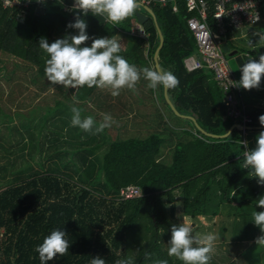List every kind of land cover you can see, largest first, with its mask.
Masks as SVG:
<instances>
[{
  "label": "trees",
  "instance_id": "obj_1",
  "mask_svg": "<svg viewBox=\"0 0 264 264\" xmlns=\"http://www.w3.org/2000/svg\"><path fill=\"white\" fill-rule=\"evenodd\" d=\"M19 1L27 4L9 6L0 0V76L8 77L2 64V54H7L27 63L30 80L42 83L49 57L40 48L39 40L44 37L51 43L66 36L67 25L76 18L68 10L73 0ZM174 2L176 11L172 8ZM141 5L136 11L147 15L142 23L137 21L135 12L115 24L105 16L89 12L82 17L87 23L88 35L124 38L125 44L121 45L119 54L138 69L152 68L156 67L154 52L160 42L157 22L163 34V44L158 51L159 66L171 71L179 80L176 88L167 89L173 104L180 114L194 116L207 132L226 133L233 121L224 117L223 91L217 85L213 71L206 67L188 71L184 66V57L197 51L193 34L186 24L191 13L187 11L185 1L167 0L162 4L154 0L148 6L155 19L145 5ZM207 21L213 30H217L212 14L208 15ZM138 26L142 34L138 33ZM236 30L226 25L222 40ZM76 33L74 29L72 35ZM90 44L91 39L84 46ZM39 76L43 78L39 79ZM158 88L164 110L156 112L161 113L159 119L164 135L167 138L175 136V142L169 160L156 167L152 166L154 159L145 162L141 153H157V132H151L144 139H113L105 129L94 134V129L85 132L71 126L69 115L73 106L65 100L74 96L92 98L95 86L62 90L63 98L56 100L55 107L47 109L52 120H45L48 131L44 133L41 124L37 126L38 130L31 125L34 116L30 109L21 115L24 126L19 128L22 131L17 125L12 126V114L19 115L20 112L11 111L0 97V127L6 132L15 129L16 134L28 138V144L34 143L30 148H35L33 150L38 153L37 158L32 153L28 155L37 167L24 159L23 163L27 165L19 167L15 176L0 175V228L5 236L0 239V264H41L36 246L54 229L67 232L70 248L66 255H57L47 264H90L92 256H96L95 251L101 248L100 253L107 252L109 245L113 248L125 245L127 249L136 245L138 251L131 257L133 264H154L158 259L167 260L168 264H183L175 256H169L168 249H162L159 243L160 230L171 235V218L175 216L176 205L180 206L181 216L211 218L219 214L221 205L226 203L230 205L231 213L244 218V224L248 223L250 227L247 221L252 220V212L264 211L257 205L258 199L264 196V185L257 183V177L250 176V168H244L241 141L246 139L249 149L251 145L246 134L250 133L252 140L254 133L258 135L264 130L258 120L264 109L246 107L252 117L248 128H233L230 136L214 137L202 133L191 118L175 114L165 99L164 87ZM239 95L242 97L241 90ZM75 107L83 113L82 106ZM87 114L90 113L87 111ZM155 117L153 123H158ZM165 139L159 141L162 143ZM3 144V149L8 150L9 146L5 148ZM105 144L107 148L100 151ZM6 169L7 164L3 166V170ZM14 180L18 181L13 183ZM127 184L138 185L141 194L119 199L120 186ZM106 201L114 209L117 225L114 231L109 228L102 232L99 226L103 225L102 209L106 208ZM255 227L250 245L255 242L262 252L254 255L258 261L259 255L264 258V242L257 241L262 230L256 224ZM222 230L226 228L222 227ZM222 230L219 233L223 239L216 246L218 249L211 253L209 264H238L236 260L246 258L247 252L245 255L243 246L240 251L236 250L233 258H228L229 262L224 260L230 242ZM124 251L122 259L129 257ZM114 257L115 252L106 254L105 261L113 262Z\"/></svg>",
  "mask_w": 264,
  "mask_h": 264
},
{
  "label": "clouds",
  "instance_id": "obj_2",
  "mask_svg": "<svg viewBox=\"0 0 264 264\" xmlns=\"http://www.w3.org/2000/svg\"><path fill=\"white\" fill-rule=\"evenodd\" d=\"M19 3V0H17ZM141 0H73L69 11L74 12L75 20L67 27L77 30L75 35H66L49 43L46 38L41 37L39 46L48 54L45 67V77L51 84H59L65 89H74L87 86L110 89L112 96H118L120 90L128 88L135 90L137 83L143 78L147 80L148 87L156 89L163 86L167 89L176 88L179 84L178 78L162 67H144L138 69L130 64L121 52L120 42L111 37H90L86 31L87 23L82 18L91 12L95 16H105L111 22L119 23L141 7ZM256 19H259L257 16ZM91 39L90 46H84ZM241 78L234 84L245 90L259 88L261 78L264 76V54L259 59H246L240 67ZM76 101V97H73ZM71 126L79 127L85 132L94 134L103 132L105 128L114 123L111 115L102 113V121L97 123L93 116L81 117V110L73 106L71 108ZM260 125L264 126V114L258 117ZM230 136V133H227ZM244 145V168L251 169V175L257 177V183L264 185V130L256 137V145L248 149L247 142ZM236 195L235 191L232 196ZM257 205L264 208V196L258 199ZM252 221L264 232V211H253ZM171 238L168 241V255L175 256L183 264H209L213 252L216 235L208 234L197 237L193 234V228L186 223L171 225ZM67 232L62 229H54L44 237L43 242L36 246L41 264H47L54 260L57 255L64 256L70 248L66 239ZM257 241H264V235ZM90 264H106L99 256H92ZM115 264H133V258L118 259ZM154 264H168L167 260L158 259Z\"/></svg>",
  "mask_w": 264,
  "mask_h": 264
},
{
  "label": "rangeland",
  "instance_id": "obj_3",
  "mask_svg": "<svg viewBox=\"0 0 264 264\" xmlns=\"http://www.w3.org/2000/svg\"><path fill=\"white\" fill-rule=\"evenodd\" d=\"M20 2V1H19ZM19 4V3H16ZM260 24V25H259ZM259 26L256 25L255 31H251V29L246 28V29H241L237 31H233L229 37H225V42H227L232 48H241L242 52L245 53V50H253V53L255 54L256 59H259L260 54H264V24L262 22H259ZM133 29H135V26H133ZM70 30V29H69ZM132 30V29H131ZM257 30V31H256ZM133 31V30H132ZM67 35H69V31H65ZM138 33L142 34L141 27L138 26ZM262 35V36H261ZM235 36V37H234ZM237 36V37H236ZM239 36H241L239 38ZM234 37V38H233ZM263 37V38H261ZM120 44L124 45L125 42L118 40ZM227 59H228V64L230 68L232 69L236 79L240 80L241 78V72L240 68L238 66V63L235 59L234 56H228L226 53ZM2 64L5 66V72L7 73L8 77H2L0 76V97H2L5 100L6 107L11 109L13 112H20V114L25 115L27 113V110L29 107H32L33 103L40 102L42 103V107L47 105V104H52L53 103V98L57 96H61L62 89L59 90L56 88L57 86L50 88H46L44 90L40 89L38 87L39 85L37 84V81H32L30 80V74L29 72L30 69L26 66L27 63L22 61L20 58L7 55V54H2ZM43 77L39 76V79ZM44 82H39L40 84L45 83L47 78H43ZM141 80V79H140ZM140 82V81H139ZM138 82V83H139ZM264 81L261 82L260 87H264L262 85ZM140 84V83H139ZM44 85V84H43ZM241 90V95L242 98L244 99L246 105L248 104V108L252 109V101L251 99V94H253L250 90H245L242 86L240 87ZM258 90L257 88H254L255 94L257 93L261 94L260 92L256 91ZM100 91V98H97V102H92V105L87 106V109L92 111L94 113V119L97 121V123L102 121V113H106L111 115V117L114 120V123H112L111 127L106 128V133L110 136V138H115L121 137V138H127V137H138V138H144L150 131L151 129L157 130L158 125L157 123H153L151 121V124L148 125L144 123L142 120L146 117L149 116V105H143L138 106V105H133L130 102H132L130 97H126V90L123 89L121 90L120 94L118 96H112L111 95V90L110 89H101L99 88ZM39 92L40 97H39ZM59 92V93H58ZM105 92V93H104ZM164 92V91H163ZM43 93V94H42ZM138 93L141 96L147 95L146 88L144 90H139ZM112 96V97H111ZM152 96L154 97V94L152 93ZM112 99H109V98ZM138 96L136 97V99ZM264 99V97H263ZM155 102L153 104H157V106L154 109H160L162 107V104L159 103L156 99H154ZM4 102V101H3ZM65 102H68V100H65ZM4 103V105H5ZM151 103V102H150ZM152 107V106H151ZM160 111V110H159ZM155 112L152 111V114L150 116H154ZM156 117L158 118L156 121L158 122L159 117H161V113L158 114L156 112ZM14 119L12 120V126L17 125L19 128L22 127L21 121L20 120V115L14 113L12 114ZM155 121V120H154ZM159 125L162 127L163 124L162 122ZM154 124V126H152ZM157 125V126H156ZM20 129V128H19ZM23 129V127H22ZM20 131H22L20 129ZM161 132L165 133V130H161ZM255 136L251 140L250 133L246 134V138L248 139L251 148L249 146V149H252L256 145V138L257 134L254 133ZM28 138L26 137H21L20 134H16V130L13 129L12 131L6 132L5 128L2 127L0 128V175L1 173L5 176L6 178H11L12 176H15L16 171L18 170L19 167L21 166H26L27 163H23L24 159L28 160V163H32L33 166H36V162L34 159H31L28 157L30 153H32L35 158H37V152L36 150H33L35 148H30L31 144H34L32 141L28 144ZM168 140L165 142L166 144L164 145H169L170 149H167L168 147L166 146L162 150V154H156V153H141V158L146 162L153 156L155 157H160L158 160L163 163V161L166 159V161L169 160L170 153L172 151V146L173 142H175L173 139L174 138H167ZM3 141H6L3 144ZM6 148L8 147V150H4L2 145ZM24 146V147H22ZM22 147V148H21ZM107 148V145H103L100 151H104ZM31 149V150H30ZM30 150V151H29ZM168 154L167 158L165 155ZM11 158V159H10ZM9 161V162H8ZM7 164V169L6 171L3 170V166ZM153 167L157 166V163H153ZM1 180V179H0ZM14 180L13 183H15ZM1 189V188H0ZM120 199V198H119ZM106 208L102 209V214L103 216V222L101 226H99V230H102L104 232L105 230L109 228H113V231L116 228L117 221L114 213V209L108 205V201L105 202ZM230 207V205H229ZM107 212V215L105 214ZM198 222L196 224H192L195 221L193 220L192 217H184L181 216V211H180V206L176 205V210H175V216L171 218V221L173 224H179V223H186L191 225L193 230H196L197 225L200 224V227L202 226L201 229H198L195 231V234L197 237H203L208 234L216 235L218 238L216 241H214L213 245V252L216 251L218 248L219 243L222 241L221 232L222 227H225L226 230H222L223 235L227 236L228 242V248L224 252V260H229L233 258L234 255H236V250H241L244 246L245 250V257H239L236 262L238 264H264V258L262 257L263 255H259V260L256 261L254 258V255L259 254L260 249L258 246H255V242L250 245V240L253 238L256 227L255 223L252 220H248L250 226L247 224H244L245 219L242 217H237V218H231L228 215H217L211 219H209L212 224L211 226L208 227V219H205L202 221V219L198 218ZM247 226V227H246ZM4 230L0 228V239L5 238L3 236ZM264 235V232H260V237ZM171 235L166 234L162 230H160V245L162 249H168L169 244L168 241L170 240ZM243 243H245L243 245ZM246 244H249L246 246ZM109 250L104 253L101 252V248L97 249L95 251V255L101 256L105 260L106 254L113 253L115 252V260L113 262H106V264H115V261L118 259H122L123 257V251L127 252L129 254V257L135 256L136 252L138 251V247L136 245L129 247L128 249L126 248L125 245H121L119 248H113L111 245H109ZM262 253V252H260ZM230 258V259H228ZM253 261H251V260ZM258 262V263H257Z\"/></svg>",
  "mask_w": 264,
  "mask_h": 264
},
{
  "label": "built area",
  "instance_id": "obj_4",
  "mask_svg": "<svg viewBox=\"0 0 264 264\" xmlns=\"http://www.w3.org/2000/svg\"><path fill=\"white\" fill-rule=\"evenodd\" d=\"M154 0H141V4L148 6ZM165 4L167 0H158ZM174 1V0H173ZM187 11L191 14L186 18V24L192 32L197 51L184 57V66L188 71L206 67L213 71L217 85L223 91V105L225 116L235 124L248 125L252 117L246 110L245 103L240 94V87L232 69L228 64L222 44L221 36L226 25L239 29L245 25H252L264 19V0H184ZM4 5H13L17 0H3ZM26 5L27 2H19ZM17 4V5H19ZM149 7V6H148ZM173 10H177L174 2ZM209 14L215 19L217 30H213L207 17ZM259 19H256V17ZM141 194L136 184L120 186L118 198L129 199Z\"/></svg>",
  "mask_w": 264,
  "mask_h": 264
},
{
  "label": "crops",
  "instance_id": "obj_5",
  "mask_svg": "<svg viewBox=\"0 0 264 264\" xmlns=\"http://www.w3.org/2000/svg\"><path fill=\"white\" fill-rule=\"evenodd\" d=\"M73 14H74V12H73ZM259 22H262L263 24H264V19L263 20H260ZM259 22H257V23H254V24H252V25H245V26H242L240 29H237V30H241L242 28L243 29H246V28H249V29H251V31H255V29H256V25H258L259 24ZM137 23V22H136ZM137 25V24H136ZM260 25V24H259ZM258 25V26H259ZM70 29V30H69ZM236 30V31H237ZM65 31H69V34H74V28H69V27H67L66 29H65ZM257 31V30H256ZM66 34V33H65ZM67 35V34H66ZM262 36V35H261ZM264 36V35H263ZM119 37V36H118ZM226 37H229V36H226ZM235 37V36H234ZM233 37V38H234ZM237 37V36H236ZM241 36H239V38H240ZM261 38H263V37H261ZM118 40H121L122 42L124 41L125 42V39L124 38H122V37H119L118 38ZM225 40V39H224ZM225 43H227V42H225ZM228 44V43H227ZM122 45V44H121ZM229 45V44H228ZM229 47H230V50H232V49H238L239 50V53H241V54H246L247 56H250L252 59H256V57H255V54L253 53V50H245L244 52L245 53H243L241 50V48H239V47H235V48H232L230 45H229ZM256 60H258V59H256ZM138 68V67H137ZM262 81H264V76H262V78H261V82ZM140 83V84H139ZM139 83H137V85H136V88H135V90H132V89H127L126 90V92H127V94H126V97H130V98H128V99H130L132 102H130L131 104H135V105H138V106H142V104L143 105H148V104H150L149 105V116L146 118H144L142 121L144 122V123H146V124H148V125H150L151 124V121H153L152 119V116H150V114H152V111L153 112H156L157 110H164V106L162 105V107H160V109L158 108V109H154L156 106H157V104H153V102H155L154 101V99H156L157 101H159V103H161L162 104V102L159 100V98H158V94H159V88L157 87L156 89H151V88H149L148 87V81L147 80H145L144 78H143V75L141 74V80H140V82ZM37 84L39 85L38 87H40V89H43L44 88V90L47 88H50V87H52V85L53 84H51V82H49V81H46L45 83H43V84H40L38 81H37ZM261 84V83H260ZM262 85H264V83L262 84ZM55 86H57L56 88H58L59 90H68L69 89V87L67 88V89H65L64 88V86L62 87V88H60L59 86V84H55L54 85V87ZM144 88H146V91H147V95H143V96H141L139 93H138V91L139 90H144ZM123 89H126V88H123ZM123 89H121V90H123ZM258 90H256V91H258V92H260L261 94H259V93H257V95L255 94V91H254V88L253 89H251L250 91L253 93V94H251V103H252V109H264V99H263V97H264V87H259V88H257ZM120 90V92H122ZM40 93L41 92H39V97H40ZM59 93V92H58ZM105 93V92H104ZM152 93L154 94V97L152 96ZM43 94V93H42ZM101 94H100V91H99V88L98 87H96V89H95V92H94V95H93V97L92 98H87V97H85L84 96V98H76V101H78V103L77 102H74L73 101V99H71V100H68V105L69 106H76V105H78V106H82L83 108H82V110H83V113H81V117L83 118V117H86V116H88V114H87V111L90 113L89 115L90 116H93V118H94V113L92 112V111H90L89 109H87V106L89 105V103H90V105H92V102H97V98H100L101 96H100ZM138 96V98L136 99V97ZM112 97V96H111ZM109 98V99H112V98ZM169 97H170V95H169ZM63 98V93H61V96H57V97H55V98H53V103L52 104H47V105H45V106H43L42 107V103H40L39 101L38 102H36V103H33L32 105V107H29L28 109H30V111H31V114H32V116H34V118H32L31 119V121H30V123H31V125L36 129V130H38V128H37V126H40V124H41V131H42V133H44V132H46V131H48V126L46 125V122H45V120H48V122L50 121V120H52V117H51V114H47L46 112H47V109L49 108V107H55V104H56V100L57 99H62ZM170 99H171V97H170ZM244 100V99H243ZM172 101V100H171ZM151 102V103H150ZM244 103H245V101H244ZM152 106V107H151ZM245 106L247 107L248 106V104L246 105V103H245ZM64 110H65V108H63ZM80 109V108H79ZM28 111V110H27ZM68 112V111H67ZM69 113V112H68ZM17 114V113H16ZM20 115V120H22L21 121V123H22V127L24 126L23 125V117L21 116L22 114H19ZM183 114H181V116H182ZM70 116V119L72 118V112H71V114L69 115ZM180 116V115H179ZM188 116H192V115H183L182 117H188ZM192 117H194V116H192ZM224 117L225 118H227L226 116H225V114H224ZM189 118V117H188ZM194 119H195V117H194ZM228 119V118H227ZM196 120V119H195ZM158 122H161V119H159L158 120ZM57 123V122H56ZM198 123V122H197ZM157 125L159 126L158 127V129L157 130H152L151 129V131L144 137V138H146L147 136H149L150 134H151V132H157V133H159L158 135H159V137L155 140L156 141V145H155V147H158L159 149L157 150V153L155 152V151H150L149 153H156V154H162V150L167 146L168 148L167 149H170L169 148V145L167 144V145H164V144H166L165 142L168 140L167 139V137L164 135V133L163 132H161V130H162V127L157 123ZM156 125V126H157ZM233 125H235V123L233 122V123H231L230 124V126H229V129H228V131L226 132V133H230L232 130H233V128H238L237 126H234L231 130H230V128L233 126ZM238 125H241V126H245V128H248V126L247 125H242V124H238ZM21 127V128H22ZM1 128V127H0ZM245 128H238V129H245ZM205 130V129H204ZM105 131H106V128H105ZM210 133V132H209ZM205 134V133H204ZM214 134V133H213ZM223 134H225V133H223ZM223 134H216V135H218V137H221V135H223ZM208 135V134H207ZM117 137V136H116ZM115 137V138H116ZM143 138V139H144ZM161 138H166L162 143L159 141ZM172 138H174L173 140L175 141V136H173ZM246 140V139H245ZM244 140V141H245ZM247 141V140H246ZM146 153H148V152H146ZM167 156H168V154H166L165 155V157L167 158ZM158 158H160V157H155L154 158V154H153V156H151V158L150 159H154V161H153V163H157V165L158 164H163L164 165V163H166L167 161H166V159L163 161V163L162 162H160L159 160H158ZM230 207H229V205L228 204H226V203H224V204H222L221 205V208H220V211H219V214H217V215H223V214H225V215H228L229 217H231V218H237V217H239V216H236V215H233L232 213H231V211H230ZM217 215H214L213 217H215V216H217ZM184 217H188L189 218V216L188 215H183ZM213 217H211V218H208V217H206V216H204V215H197V217L196 218H193V220L195 221L194 223H192V224H196L199 220H198V218L199 219H202V221H204L205 219H208V227L209 226H211L212 224H210L211 222H209L210 220L209 219H211L212 220V218ZM205 222V221H204ZM247 227V226H246ZM251 227V226H250ZM202 228V226L200 227V224H198L197 225V228H195L196 230H198V229H201ZM196 230H194L193 231V234H195V231ZM228 239H230V238H228ZM264 242V241H263Z\"/></svg>",
  "mask_w": 264,
  "mask_h": 264
},
{
  "label": "water",
  "instance_id": "obj_6",
  "mask_svg": "<svg viewBox=\"0 0 264 264\" xmlns=\"http://www.w3.org/2000/svg\"><path fill=\"white\" fill-rule=\"evenodd\" d=\"M145 8H146V10H148V12H149V13L153 16V18L155 19V16H154V14H153L152 9H151L150 7H148V6H145ZM135 13H136L137 21H138L139 23L144 22V20L147 18V15L144 14V13H142V12L135 11ZM155 22H156V20H155ZM156 26H157V30H158V34H159L160 42H159V45H158L157 49H156L155 52H154V60H155V66H156V67H160V66H159V62H158V51H159V49L161 48V46H162V44H163V34H162V31H161L160 27L158 26L157 22H156ZM222 48H223L224 51H227L228 56H234V57H235V59H236V61H237V63H238L239 68L242 66L243 62H244L246 59L251 58L250 56H247L246 54H241V53H239V50H238V49H232V50H230V47H229V45H228L227 43H223V44H222ZM164 96H165V99H166L167 103L169 104V106L171 107V109L174 111V113L177 114V115H180V116H181V114L179 113V111L177 110V108L175 107V105L173 104V102L171 101V99H170V97H169V95H168V92H167V88H164ZM188 117L191 118V119L194 121L196 127H197L201 132H203V133H205V134H208V135H210V136L218 137V135L213 134V133H209V132H207L206 130H204V129H203V128L197 123V121L194 119V117H192V116H188ZM234 126H237L238 128H242V127L245 128V126H241V125L235 124V125H233V126L230 128V130H231ZM226 135H227V133L221 135V137H222V136H226Z\"/></svg>",
  "mask_w": 264,
  "mask_h": 264
},
{
  "label": "bare ground",
  "instance_id": "obj_7",
  "mask_svg": "<svg viewBox=\"0 0 264 264\" xmlns=\"http://www.w3.org/2000/svg\"><path fill=\"white\" fill-rule=\"evenodd\" d=\"M183 116V115H182ZM188 118V117H187ZM194 122V121H193ZM195 124V123H194ZM242 130V129H241ZM203 133V132H202ZM207 135V134H206Z\"/></svg>",
  "mask_w": 264,
  "mask_h": 264
}]
</instances>
